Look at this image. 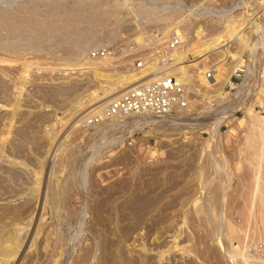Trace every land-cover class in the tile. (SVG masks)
Wrapping results in <instances>:
<instances>
[{"label": "rangeland", "instance_id": "374dc122", "mask_svg": "<svg viewBox=\"0 0 264 264\" xmlns=\"http://www.w3.org/2000/svg\"><path fill=\"white\" fill-rule=\"evenodd\" d=\"M262 3L0 0V250L13 243L10 264H239L227 255L238 245L228 219L264 260ZM231 18L245 27L226 46L237 57L215 72L230 80L205 86L194 66L189 114L143 125L102 115L123 93L113 78L147 79L161 52H192ZM211 55L205 70L221 66Z\"/></svg>", "mask_w": 264, "mask_h": 264}, {"label": "bare ground", "instance_id": "6f19581e", "mask_svg": "<svg viewBox=\"0 0 264 264\" xmlns=\"http://www.w3.org/2000/svg\"><path fill=\"white\" fill-rule=\"evenodd\" d=\"M258 1V0H257ZM259 3H261V1H259ZM258 4V3H257ZM256 4V5H257ZM262 4H264V3H262ZM262 4H261V6H262ZM260 6V5H259ZM258 6V7H259ZM255 7V6H254ZM257 7V6H256ZM257 7V8H258ZM255 9V8H254ZM224 22H226L225 24H224V34L223 35H220V32H219V36H217L216 37V35H215V38H214V40L213 41H211V42H208L209 40H211L210 38H209V40L208 41H206V42H203V43H205V44H202V45H199V47L200 46H202V47H200V48H197V47H195V48H197V49H195L194 51H192V52H190V51H182V50H179L178 49V51L175 53V54H173V53H171L172 55H174V57H169V59L168 60H173V61H171V62H169V63H167V68L169 69L168 71L169 72H172V74H174V75H176V77L177 78H179L181 81H183L184 83H188L190 80H191V78L193 79L194 78V73L192 72V69H193V67L194 66H197V67H202L201 68V71L200 72H198V74L197 75H199V76H197V77H199V79H201L202 81H203V84L206 86H213V85H215L216 83H218V82H221V84H220V86L222 87L223 86V83H225L226 81H228V80H230V74H227V76L226 75H224L223 77H218L217 76V74H215V72H220V70H222L221 69V67H222V64H225V63H227V61H226V59L227 58H229V57H232L233 58V60L237 57V52H232V53H230L228 50H227V45L228 44H230V42H232L233 40H235V38H237V35L236 34H238V33H240L241 32V30L243 29V27H244V25H243V22H238V21H235V19L233 20L232 18L231 19H228L227 21H224ZM222 29V30H223ZM244 29H245V27H244ZM262 29H264L263 27H262ZM242 36V35H241ZM142 39L143 38H141V37H138V42H141L142 41ZM143 43V42H142ZM202 43V42H201ZM200 43V44H201ZM192 50V49H191ZM212 53H215L216 55L218 54V56H220L219 57V61L218 62H220L221 63V66H216V67H213V68H211V70L213 71V77L212 78H207V71L208 70H205L204 68H203V64H201L203 61H205V60H207L209 57H210V55L212 54ZM171 55V56H172ZM202 55H204L205 56V58L204 59H202V60H200V61H197V62H192V61H195L196 59H197V57H200V56H202ZM215 55V56H216ZM213 56V54L211 55V58H214V57H212ZM217 56V57H218ZM109 59V58H108ZM215 60L217 59V58H214ZM188 62H192V63H188ZM175 66V67H174ZM151 68L153 69V71L156 69V67L154 66V64H152L151 65ZM150 68V69H151ZM223 68V67H222ZM145 72L146 70H142V72ZM94 72H95V74L96 75H98L99 77H104V79H105V81H110L112 78L109 76V73L108 74H105V73H102V72H100V71H98V70H96V69H94ZM123 74V73H122ZM157 74V72L154 74V75H156ZM112 75V74H111ZM119 75V74H118ZM117 75V76H118ZM146 75H147V73H144V74H142V75H140V76H136V75H133V74H130V75H119L118 77H115V78H113L112 80H117V85H118V89H120V88H122L123 90V92H124V90L127 88H129V87H132V86H135L136 84H138V83H136L140 78H142L143 76H145L146 77ZM154 75H151L150 77H148L147 78V80H149V79H151V78H153L154 77ZM113 77V76H112ZM103 79V78H102ZM146 80V81H147ZM195 80V79H194ZM136 83V84H135ZM218 90H220V92L215 96V98H220L221 96H220V94H221V92H222V89L220 88L219 89V87L217 88ZM238 89V88H237ZM236 89V91H235V93H233V94H231V97H233V95H238V93H240L239 91L241 90V88L239 89V90H237ZM121 91V92H122ZM113 94H112V96L114 95H116V94H118V93H120V92H112ZM115 93V94H114ZM241 95V94H240ZM239 95V96H240ZM113 96V97H114ZM241 98V97H240ZM105 101V100H104ZM103 103V102H102ZM212 109V108H211ZM224 112H226V111H224ZM144 116V118L142 117V118H139V119H133V120H135V122H137V123H140L141 124V122H142V125L144 124L143 122H147V123H150V121H153V123H154V121L156 120V116H153V117H151V118H149L150 116H147V115H143ZM191 117V116H190ZM136 118V117H135ZM159 118V117H158ZM177 117H173V118H168V119H176ZM218 119H219V117H218ZM223 119V118H222ZM157 120H158V122H157ZM156 120V122L155 123H160L161 121V118H160V120L159 119H157ZM163 120V119H162ZM160 121V122H159ZM221 120H217V121H215V123L216 122H218L217 123V125L219 124V122H220ZM132 123H134V121L132 122ZM137 123H135V124H137ZM147 123H145V124H147ZM154 123V124H155ZM190 124H191V122H189ZM194 124H196L197 125V123H193V124H191V125H193V126H195ZM188 125V124H187ZM216 124H215V128H216V126H217ZM134 126H138V125H134ZM192 126V127H193ZM214 127V126H213ZM131 128V127H130ZM134 128V127H133ZM132 128V129H133ZM135 128H137V127H135ZM132 129H130L129 131H131ZM213 130H215V129H213ZM214 132V131H213ZM264 132L262 131V134H263ZM208 178V177H207ZM210 181V180H209ZM211 183V182H210ZM264 193V192H263ZM207 214L209 213V212H206ZM221 214V213H220ZM209 215V214H208ZM216 216H218V215H216ZM218 217H221V216H218ZM217 217V218H218ZM208 218H209V216H208ZM225 218V217H224ZM218 219H220L221 220V218H218ZM218 219H214V220H217L218 221ZM223 221H226V218H225V220H223ZM222 221H220V223H221ZM217 222L216 221H214V225H215V228L216 229H218V227H221V225H220V223H218V224H216ZM224 226V225H223ZM224 230H226V233H224V234H226L227 235V237H228V239H229V237H231V238H233V237H235V238H238V245L237 246H235L234 247V249H232L231 248V250L229 251V252H227V255H228V257L230 258V259H234V261L236 262V263H239V264H255V262L257 263V264H264V260L262 259V261H260V257L258 258V256H257V259H258V261H257V259H255L256 261H253L250 257H252L253 259H254V256H250L251 254L250 253H248V249H249V244H248V240H246V239H249V237H247V236H249V233H247V231H244L242 234H239V229L237 228V225L236 224H233V223H231V221L228 219L226 222H225V227H224ZM225 232V231H224ZM230 241V240H229ZM250 243V242H249ZM230 244V243H229ZM250 244H252V243H250ZM178 245H176V247H177ZM2 249L0 250V260H1V264H10L11 263V261H12V259H11V256L13 255V253H12V251L14 250V246H13V243L11 242V241H9V239L8 240H6L4 243H3V245H2V247H1ZM245 248V249H244ZM245 250V251H244ZM251 251V250H250ZM164 255V254H163ZM166 255V254H165ZM262 256V255H261ZM163 257V256H162ZM164 258V257H163ZM228 258V259H229ZM240 258L242 259L241 261H240ZM160 260H161V258H160Z\"/></svg>", "mask_w": 264, "mask_h": 264}, {"label": "built area", "instance_id": "2783aa9c", "mask_svg": "<svg viewBox=\"0 0 264 264\" xmlns=\"http://www.w3.org/2000/svg\"><path fill=\"white\" fill-rule=\"evenodd\" d=\"M181 44L180 37H172L168 50H174ZM165 50L159 54V60L154 70L153 78L138 81V84L128 88L121 95L113 98L104 107L102 115L116 118L117 116L141 117L143 115L156 116L161 119L182 117L189 114L191 92L187 84L176 75L169 72L167 63L170 53ZM142 67V62H137ZM213 71H207V78L213 77ZM236 79L242 80L246 75L245 69L234 72ZM147 80V81H146Z\"/></svg>", "mask_w": 264, "mask_h": 264}]
</instances>
